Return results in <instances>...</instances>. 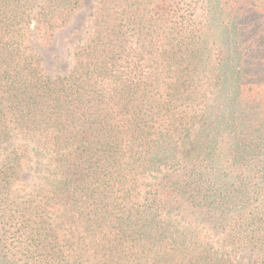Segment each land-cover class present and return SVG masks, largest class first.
Returning a JSON list of instances; mask_svg holds the SVG:
<instances>
[{
  "label": "trees",
  "instance_id": "obj_1",
  "mask_svg": "<svg viewBox=\"0 0 264 264\" xmlns=\"http://www.w3.org/2000/svg\"><path fill=\"white\" fill-rule=\"evenodd\" d=\"M99 3L50 77L33 44L80 0H0V264H264V192L219 175L264 171V0Z\"/></svg>",
  "mask_w": 264,
  "mask_h": 264
},
{
  "label": "rangeland",
  "instance_id": "obj_2",
  "mask_svg": "<svg viewBox=\"0 0 264 264\" xmlns=\"http://www.w3.org/2000/svg\"><path fill=\"white\" fill-rule=\"evenodd\" d=\"M100 0H80L78 8H76L69 16L67 22L59 29H57L53 37L48 41V43L42 44L40 42H34L33 49L34 52L40 57L39 68L43 71L44 74L55 77L57 75H65L70 72L74 65L73 52L74 49L81 44H84L88 39L91 29L94 22V14L100 6ZM186 2H192V6H201L204 3V0H181ZM198 1V2H197ZM198 11L194 13L196 15ZM215 31L211 36L209 41V46L213 49L217 45V39H215ZM202 99L199 101V104L196 106L195 111L199 119L205 114L207 119L213 117L221 109L222 96L221 92L218 90L213 81L206 80L203 84ZM251 97H255V92H247ZM262 93V92H261ZM264 99V91L262 94ZM211 120V119H210ZM205 121V120H204ZM203 121L198 123V126ZM248 171H252L251 174H247ZM245 171L244 169L240 170H231L223 168L219 175L220 179L225 183V186L233 185L234 181L245 180L246 185L256 188L262 194L264 192V171H258L251 169ZM165 172H168L165 169ZM162 175L159 173L158 176ZM28 183H35L37 180L35 177L29 178L26 177ZM156 178L147 176L144 181L153 182ZM221 186V185H220ZM144 186L142 190H144ZM148 189V188H147ZM264 198V194L261 198ZM259 204L261 199L257 201ZM198 227L202 234L208 237V241L211 242L215 248L220 247L222 243L223 235L222 229H214L209 223L204 221H199ZM8 248V250H7ZM12 249V237L8 238L6 241V250L10 254L9 250ZM229 250V249H227ZM12 251V250H10ZM237 257L245 255V251L240 249L237 252ZM248 255V253H247ZM247 255L246 259L247 260Z\"/></svg>",
  "mask_w": 264,
  "mask_h": 264
}]
</instances>
